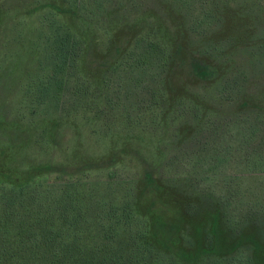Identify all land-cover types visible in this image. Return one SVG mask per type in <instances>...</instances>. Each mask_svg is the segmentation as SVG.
<instances>
[{
  "label": "rangeland",
  "instance_id": "1",
  "mask_svg": "<svg viewBox=\"0 0 264 264\" xmlns=\"http://www.w3.org/2000/svg\"><path fill=\"white\" fill-rule=\"evenodd\" d=\"M244 1L240 4L242 0H221L213 8L215 18H204L199 23L193 17L203 16L207 10L203 0L194 2L190 21L186 11L171 0H115V5L104 6L109 9L102 19L87 25L61 16L59 20L78 31L84 40L79 65L90 82L101 86L112 77L114 64L127 65L142 38L158 45L152 47L150 56L164 58L165 64L159 79L149 70L134 67L121 72L118 89L113 91L106 85L104 99L98 94L90 98L83 91L78 94L80 98L71 96L72 102L77 103L69 105L73 117L82 119L86 112L95 119L93 126H102L98 127L99 134L105 139L96 140L97 135L88 131L73 142L70 130L60 131L57 136L53 132L50 148L57 145L58 151L49 148L43 158H52L57 164L55 158L66 165L56 166L65 171L48 179L68 176L64 174L69 172L77 174V168L90 162L88 157L93 158L94 153L103 155L93 163L103 164L104 169L74 178L105 180L115 175L117 180L165 179L174 163L179 164L180 172L187 173L192 163L197 168L202 166L207 156H214V150L224 151L228 142L240 148L238 142L244 138L241 134L237 137L236 132L248 124L256 130L246 139L249 147L235 149L232 159L221 165L223 171L234 174L241 167V160L246 162L242 150L249 149L246 154L252 157V149L262 146V137L264 142V0ZM62 6V0H0V133L8 132V139L0 137V170L11 175H18L11 165L26 159L31 145V132L18 120L16 106L22 99L24 77L34 65L36 37L44 18ZM200 62L216 70L215 75L207 76L191 68ZM115 118L119 123L132 119V130L118 129ZM112 124V132L105 137ZM214 158L210 160L212 165L219 163ZM4 165L10 168L4 169ZM145 194L141 201L144 211L151 208L160 221L168 226L178 225L177 240L166 234H161V238L172 247L185 249L189 247L187 238H192L193 249H199L197 242L201 243L207 212L195 214V225L180 223L174 207L166 204L169 200L177 202L176 198L160 191L147 190ZM178 200L181 202V198ZM248 233L258 235L252 228ZM220 239L225 245L224 234ZM257 256L259 264H264V254Z\"/></svg>",
  "mask_w": 264,
  "mask_h": 264
},
{
  "label": "trees",
  "instance_id": "2",
  "mask_svg": "<svg viewBox=\"0 0 264 264\" xmlns=\"http://www.w3.org/2000/svg\"><path fill=\"white\" fill-rule=\"evenodd\" d=\"M114 1L62 0L64 6L55 8V14L51 13L41 23L34 46V65L24 77L22 99L16 106L18 120L31 132V145L26 159L22 158L19 165H11L18 175L0 170V264H259L257 254H264L263 137L262 146L252 149V157L246 154L249 149L242 150L246 162L241 160V167L236 168L234 174L221 168L232 159L235 149L249 147L246 139L256 130L248 124L236 132L237 137L241 134L244 138L238 142L240 148L228 142L224 151L216 153L214 150V156H207L202 166L197 168L192 163L187 173L180 172L179 164L174 163L165 179L151 177L146 179L147 183L145 179L117 180L115 175L105 180L74 178L104 169L103 164L93 163L103 155L94 153L93 158L88 157L90 162L77 168V174L69 172L64 174L68 176L48 179V176L59 175L60 170L65 171L56 166L66 165L55 158L57 164L52 158H43L48 154L53 132L57 136L60 131L70 130L73 142L88 131L97 135L96 140L105 139L99 134L98 127L102 126H93L95 119L89 118L86 112L82 119L73 117L69 105L77 103L72 102L71 96L80 98L78 94L83 91L91 95L90 98L98 94L104 99L105 86L114 91L121 83V72L130 67L149 70L155 79L162 75L164 58H151L152 47L158 45L146 38L138 41L137 52L132 51L131 64H114L112 77L101 86L81 73L79 62L85 50L84 40L78 31L59 19L69 16L82 20L84 25L92 24L104 17L109 9L104 6L115 5ZM171 1L186 11L189 20L196 0ZM220 2L203 0L207 10L202 12L203 16H194V22L215 18L213 8ZM244 3L242 0L240 4ZM191 68L207 76L215 75L216 71L204 62L198 66L193 63ZM130 120L126 118L119 123L115 118L114 125L123 131L128 128L130 132ZM6 134L8 132H1L0 137L8 139ZM10 140L11 137L9 144ZM51 148L58 151L57 145ZM212 158L219 163L213 166ZM256 180L258 184H252ZM141 183L145 185L142 188ZM147 190L176 198L177 202L169 200L166 204L174 207L180 223L195 225V214L207 212L206 218L203 216L206 228L201 243L197 242L199 249H193L192 238H187L189 247L186 249L172 247L161 238V234H166L177 240L178 225L168 226L160 221L151 208L143 210L141 201ZM250 228L258 235L249 234ZM221 234L225 235V245L220 243Z\"/></svg>",
  "mask_w": 264,
  "mask_h": 264
}]
</instances>
